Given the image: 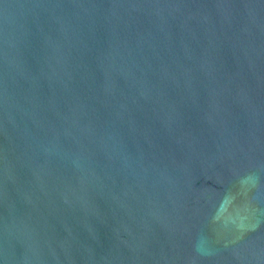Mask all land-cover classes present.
<instances>
[{
  "label": "water",
  "instance_id": "obj_1",
  "mask_svg": "<svg viewBox=\"0 0 264 264\" xmlns=\"http://www.w3.org/2000/svg\"><path fill=\"white\" fill-rule=\"evenodd\" d=\"M0 264H264V0H0Z\"/></svg>",
  "mask_w": 264,
  "mask_h": 264
}]
</instances>
